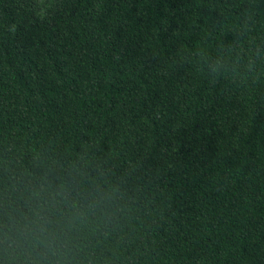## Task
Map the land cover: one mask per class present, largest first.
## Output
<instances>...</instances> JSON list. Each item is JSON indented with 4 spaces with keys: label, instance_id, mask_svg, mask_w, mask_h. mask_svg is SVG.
Returning <instances> with one entry per match:
<instances>
[{
    "label": "trees",
    "instance_id": "16d2710c",
    "mask_svg": "<svg viewBox=\"0 0 264 264\" xmlns=\"http://www.w3.org/2000/svg\"><path fill=\"white\" fill-rule=\"evenodd\" d=\"M0 264H264V0H0Z\"/></svg>",
    "mask_w": 264,
    "mask_h": 264
},
{
    "label": "clouds",
    "instance_id": "9594fccd",
    "mask_svg": "<svg viewBox=\"0 0 264 264\" xmlns=\"http://www.w3.org/2000/svg\"><path fill=\"white\" fill-rule=\"evenodd\" d=\"M20 235L22 236V238H26V237H27V228L22 229V230L20 231Z\"/></svg>",
    "mask_w": 264,
    "mask_h": 264
}]
</instances>
